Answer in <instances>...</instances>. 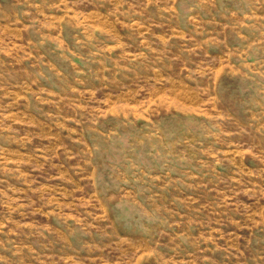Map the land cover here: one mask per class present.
Segmentation results:
<instances>
[{"label": "rangeland", "instance_id": "obj_1", "mask_svg": "<svg viewBox=\"0 0 264 264\" xmlns=\"http://www.w3.org/2000/svg\"><path fill=\"white\" fill-rule=\"evenodd\" d=\"M0 264H264V0H0Z\"/></svg>", "mask_w": 264, "mask_h": 264}]
</instances>
